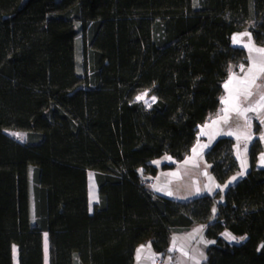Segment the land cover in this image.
Returning a JSON list of instances; mask_svg holds the SVG:
<instances>
[{
  "label": "trees",
  "instance_id": "1",
  "mask_svg": "<svg viewBox=\"0 0 264 264\" xmlns=\"http://www.w3.org/2000/svg\"><path fill=\"white\" fill-rule=\"evenodd\" d=\"M244 31L264 45V0H0V264H14V247L18 264H45V234L49 264H134L139 245L167 257L173 235L198 225L213 241L202 264H264L259 138L222 203L144 184L153 160L189 155L230 66L247 61L233 44ZM233 147L220 137L205 155L221 184L239 170Z\"/></svg>",
  "mask_w": 264,
  "mask_h": 264
},
{
  "label": "rangeland",
  "instance_id": "2",
  "mask_svg": "<svg viewBox=\"0 0 264 264\" xmlns=\"http://www.w3.org/2000/svg\"><path fill=\"white\" fill-rule=\"evenodd\" d=\"M250 25V24H249ZM234 37H241L239 42L234 40ZM253 38L248 31L236 33L233 36V44L241 46L247 51V65L240 73L230 72L228 78L223 85V94L221 104L227 112L224 111L223 117L221 116L212 126L207 125L206 128L201 129L198 136L199 147L195 148L192 156L188 157L186 162H176L170 155H165L152 161L154 166L159 168V173L155 176H150V179L155 183L151 190L156 194H163L170 196L172 200L187 202L196 197L202 196L206 192L202 188L210 190L208 194L218 195L217 203L224 202L225 193L233 186L240 178L246 176L250 170V148L254 142L253 132L249 131L248 125L254 124L257 129L256 137H258L262 144V150L258 156V166L264 167V107L260 105V96L264 94V73L259 74V78L252 83L253 76L257 74V69H253V61L259 66L264 62V56L259 55L255 50L262 49L250 42ZM248 45V47H245ZM77 59L79 64V71H82V56H81V41L77 42ZM251 71V75H249ZM231 81V82H230ZM241 81H246L242 83ZM227 85V87H225ZM251 91V95L247 96V91ZM143 97V99H137ZM155 97L151 96L149 92H143L136 97V101L142 102L148 108L155 102ZM227 101V103H225ZM239 106V112L235 109ZM255 109L254 111H245L246 109ZM225 117L227 120L225 121ZM208 131V132H207ZM205 132L207 135L206 140H201ZM228 133H232L229 135ZM6 134L18 142L25 143L27 141V133L21 131L7 130ZM214 140L220 137H230L234 140V155L239 164L238 174L230 181L226 187L221 186L217 180V189L211 185V174L205 173L202 169L200 162H207L206 152L213 144ZM201 140V141H200ZM203 148L204 151L202 150ZM170 158V159H169ZM174 164L175 167L164 169V165ZM201 174L206 177H200ZM214 179V178H212ZM90 186L95 187L97 193V184L93 172H89ZM159 189V190H157ZM205 192V193H204ZM91 196L93 190L91 189ZM213 207V215L218 211V204ZM94 203L90 200V210L92 212ZM33 199L31 197V216L34 221ZM196 227V226H195ZM193 229V228H192ZM45 242V264H49V246L48 236H44ZM213 241L205 236V230L202 225H198L192 231L184 233H176L173 235L170 247L176 250L177 264H202L206 259V248L212 245ZM149 249V248H148ZM14 264H17V248L14 247Z\"/></svg>",
  "mask_w": 264,
  "mask_h": 264
},
{
  "label": "crops",
  "instance_id": "3",
  "mask_svg": "<svg viewBox=\"0 0 264 264\" xmlns=\"http://www.w3.org/2000/svg\"><path fill=\"white\" fill-rule=\"evenodd\" d=\"M252 44H253V42H254V44L257 46V48H262V49H264V45H258L257 43H255V41L253 40V41H250ZM247 62H248V59H247V61L246 62H244V63H242V64H240V65H238V66H235V65H231L230 66V68H229V74H230V72L232 71V72H236V73H240V72H242V70H245V66L247 65ZM221 99H222V96H221ZM223 109H224V107H223V105L222 104H220V106H219V108H218V110L216 111V112H214V113H212V114H210L208 117H207V119H206V121L199 127V131H198V135H197V139H196V141H195V143H194V145H193V147L191 148V151H190V153H189V155L183 160V161H180V162H186V160H187V158L188 157H190V156H192V154H193V151L195 150V148L196 147H199V145L202 143H200L199 144V140H198V136H199V134H200V132H201V129H205L206 128V126L207 125H209V126H212L213 125V123L215 122V121H217L221 116L223 117V115H224V111H223ZM255 125L254 124H250V125H248V129H249V131H252L253 132V136H254V139H256V138H258V137H256V132H257V129H255ZM208 132V131H207ZM205 135H207V133L205 132V134H204V136H202L201 137V140H206L207 139V137H205ZM215 137L214 138H212V141L214 142L215 140ZM200 140V141H201ZM204 149L205 148H203L202 150L204 151ZM200 164H201V167H202V169L203 170H205V173H207V175L208 174H211L212 175V172H211V166H210V164L208 163V162H203V161H201L200 162ZM257 165H258V161H257ZM157 167V166H156ZM173 167H175V166H173ZM172 167V168H173ZM158 168V167H157ZM159 173V168H158V172H157V174ZM239 172L237 171L235 174H233L225 183H222L221 184V186H223V187H226V185H228L229 183H230V181L238 174ZM213 176V175H212ZM200 177H202V179L203 178H206V177H204L202 174H201V176ZM211 179H210V182H211V185L212 186H214L215 187V189H217V185H216V183H217V181H216V179H215V177H210ZM212 178H214V179H212ZM149 182H150V186L151 187H154L155 186V183L153 182V180H151V179H149ZM149 186V187H150ZM91 189L93 190V196H91ZM205 192L207 191V192H209L210 190H207L206 188H202ZM204 192V193H205ZM205 193V194H207V195H212V194H208V193ZM156 194V193H155ZM205 194H203V195H205ZM221 194V192H218V195H220ZM157 195H160V196H164V197H167V198H169L170 196H166V195H163V194H157ZM92 199V201H93V203H94V205L98 202V191H97V193H96V189H95V187L91 184V186H90V180H89V202H90V200ZM216 216V214L215 215H212L211 216V218H210V220L209 221H212L213 219H214V217ZM203 227H204V230H205V225H202ZM197 227V226H196ZM196 227H194V228H196ZM193 228V229H194ZM193 229H191V230H189V232L190 231H192ZM225 233H227V232H223V234H222V237L227 241V242H229V243H231V244H237V243H239V242H241V241H244V238H236V239H234V240H229V239H227L226 237H225ZM45 235H47V234H45ZM208 246H210V245H208ZM208 246H207V248H208ZM149 248V249H148ZM207 248H206V250H207ZM141 249H143V251H141ZM169 253H170V255H168L167 256V261L169 262V264H177V261H176V250L173 248V246H171L170 248H169ZM46 254V253H45ZM157 256V254L155 253V251L153 250V248L151 247V245H150V242L149 241H147V242H145V243H143V244H141V245H139L137 248H136V251H135V262H134V264H152V261H153V259L155 258ZM205 261V260H204ZM203 261V262H204ZM46 263V262H45ZM17 264H18V252H17Z\"/></svg>",
  "mask_w": 264,
  "mask_h": 264
},
{
  "label": "snow or ice",
  "instance_id": "4",
  "mask_svg": "<svg viewBox=\"0 0 264 264\" xmlns=\"http://www.w3.org/2000/svg\"><path fill=\"white\" fill-rule=\"evenodd\" d=\"M234 40H236V42H239L241 40V37H234ZM245 47H248V45H245ZM259 55L264 56V49H256L255 50ZM253 69H257V74L255 76H253L252 79V83L255 84V80L259 78V74L260 73H264V62H262L259 66L256 64L255 61H253ZM249 75H251V71L249 73ZM231 82V81H230ZM242 83H246V81H241ZM225 87H227V85H225ZM251 95V91H247V95L245 98H247V96ZM137 99H143V97H138ZM225 103H227V101H225ZM261 107H264V94H262L260 96V105ZM237 112H239V106H237V108L235 109ZM255 109L249 108L246 109L245 111H254ZM225 112H227V109H224ZM227 120V117H225V121ZM215 123V122H214ZM229 135H231L232 133H228ZM195 151V150H194ZM170 159V158H169ZM262 161H264V157H262ZM159 190V189H157ZM225 237L229 240H234L236 239L235 237H233L230 233H225ZM141 251H143V249H141Z\"/></svg>",
  "mask_w": 264,
  "mask_h": 264
},
{
  "label": "built area",
  "instance_id": "5",
  "mask_svg": "<svg viewBox=\"0 0 264 264\" xmlns=\"http://www.w3.org/2000/svg\"><path fill=\"white\" fill-rule=\"evenodd\" d=\"M144 184L150 186V183ZM152 264H169V262L167 261V257L158 255L153 259Z\"/></svg>",
  "mask_w": 264,
  "mask_h": 264
}]
</instances>
